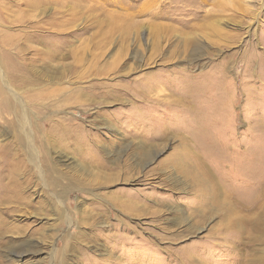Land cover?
Here are the masks:
<instances>
[{
	"label": "rangeland",
	"instance_id": "1",
	"mask_svg": "<svg viewBox=\"0 0 264 264\" xmlns=\"http://www.w3.org/2000/svg\"><path fill=\"white\" fill-rule=\"evenodd\" d=\"M0 264H264V0H0Z\"/></svg>",
	"mask_w": 264,
	"mask_h": 264
}]
</instances>
